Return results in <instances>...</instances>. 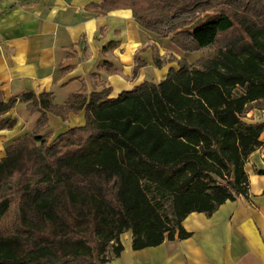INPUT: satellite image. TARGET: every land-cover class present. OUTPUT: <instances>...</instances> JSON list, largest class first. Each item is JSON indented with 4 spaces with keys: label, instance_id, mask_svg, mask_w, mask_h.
Here are the masks:
<instances>
[{
    "label": "trees",
    "instance_id": "trees-1",
    "mask_svg": "<svg viewBox=\"0 0 264 264\" xmlns=\"http://www.w3.org/2000/svg\"><path fill=\"white\" fill-rule=\"evenodd\" d=\"M90 5L129 9L144 29L203 55L156 58L178 68L115 98L107 87L64 104L51 92L24 94L40 117L0 157V264H105L120 256L125 231L135 250L158 246L191 236L182 225L191 212L212 215L249 197L244 166L264 129L246 120L264 101V0ZM144 64L139 58L135 70ZM16 105L0 103V130L17 124L6 116ZM82 110L84 125L48 142L49 114L65 121Z\"/></svg>",
    "mask_w": 264,
    "mask_h": 264
},
{
    "label": "crops",
    "instance_id": "crops-1",
    "mask_svg": "<svg viewBox=\"0 0 264 264\" xmlns=\"http://www.w3.org/2000/svg\"><path fill=\"white\" fill-rule=\"evenodd\" d=\"M92 2L100 0H0V103L16 98L6 116L18 120L14 128L0 130V157L37 125L40 112L26 109L25 93L51 92L55 103L64 104L73 95L107 87L109 98H115L145 81L160 82L169 68H178L176 62L158 67L154 59L156 53L176 52L171 36L144 29L129 9L107 12ZM178 54L190 62L188 54L202 55ZM139 58L145 64L136 71ZM246 120L264 123V101L254 104ZM84 124V110L71 112L65 121L49 114L43 134L54 139ZM259 139L262 145L244 166L248 198L227 200L212 215L191 212L182 221L191 236L158 246L135 250L132 231H125L120 256L105 264H264V174L259 173L264 170V129Z\"/></svg>",
    "mask_w": 264,
    "mask_h": 264
},
{
    "label": "rangeland",
    "instance_id": "rangeland-1",
    "mask_svg": "<svg viewBox=\"0 0 264 264\" xmlns=\"http://www.w3.org/2000/svg\"><path fill=\"white\" fill-rule=\"evenodd\" d=\"M139 29H141V28H139ZM176 47H178L177 45H175ZM182 49L181 48H177V50H176V52L174 51V52H170V53H166V54H162V55H160V54H158V53H156V55L154 56V59H155V61H156V58H159L162 62L164 61H168V59L169 58H171L172 56H175V57H178V58H184V57H182V56H177V55H179L178 53L181 51ZM183 51V50H182ZM154 52H156L155 50H154ZM185 52H187V51H185ZM196 52V51H195ZM201 53H202V55H203V51H200ZM191 53H193V52H191ZM201 55V56H202ZM187 57L190 59V60H192L193 62L194 61H196L197 59H195V56L194 55H192V54H188L187 55ZM199 58H201V57H199ZM198 58V59H199ZM187 59V58H186ZM195 59V60H194ZM188 60V59H187ZM189 61V60H188ZM174 62H176L177 63V61H174ZM190 62V61H189ZM178 64V63H177ZM46 137V139L48 140V142L50 143V142H52L53 141V139H50V136H48V135H46L45 136ZM55 139V138H54ZM166 207L168 208V212H169V214H170V216H173V207H172V202H171V200H167L166 201ZM111 250H110V255H111Z\"/></svg>",
    "mask_w": 264,
    "mask_h": 264
}]
</instances>
